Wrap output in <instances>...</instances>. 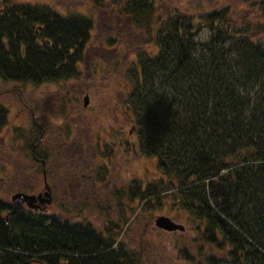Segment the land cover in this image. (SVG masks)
<instances>
[{
  "label": "trees",
  "instance_id": "trees-1",
  "mask_svg": "<svg viewBox=\"0 0 264 264\" xmlns=\"http://www.w3.org/2000/svg\"><path fill=\"white\" fill-rule=\"evenodd\" d=\"M142 1L124 6L133 29L152 25L154 7ZM237 1L246 7L241 14L195 3L155 20L161 22L155 49L141 53L129 92L139 147L160 172L142 199L150 210L164 209L193 228L197 264H264V0ZM64 21L57 30L67 31L68 46L83 45L92 21L72 14ZM20 67H0V76L19 78L23 71L28 78ZM76 227L68 235L53 227V244L66 243L72 253L99 249L94 241L100 237L87 226L81 245L71 232ZM13 232L10 216L2 238L13 240ZM204 247L215 253L203 255ZM5 248L0 264H14L13 245ZM177 253L189 258L182 247ZM120 260L104 252L86 261L70 257L69 264Z\"/></svg>",
  "mask_w": 264,
  "mask_h": 264
},
{
  "label": "flooded vegetation",
  "instance_id": "flooded-vegetation-1",
  "mask_svg": "<svg viewBox=\"0 0 264 264\" xmlns=\"http://www.w3.org/2000/svg\"><path fill=\"white\" fill-rule=\"evenodd\" d=\"M35 2L0 0V67L12 71L11 67L17 69L21 65L20 70H27L29 74L28 78L23 71L19 78L0 76L1 81H12L20 86L17 98H14L18 106L15 115H27L29 123L26 140L20 128H3L6 111L0 101L2 183L8 177L3 163L12 160L4 151H17L12 161V184L0 197V260L9 250L5 246L11 244L14 264H69L70 257L86 261L97 259L104 252L116 253L126 264H136L132 247H128L122 238V230L126 234V228L121 229L120 223L109 218L105 219L104 226H96L84 216L87 212L85 200L100 197L98 179L105 173L97 167L96 157L99 158L101 146L105 145L112 152L116 145L135 155L137 147L140 148L131 98L128 94L125 98H112L105 103L99 98H92L90 102L85 83L90 80L94 84L92 72L102 47L89 45V38L83 45L69 47L67 31L57 30L61 25L66 26L64 18L67 16L60 14L50 1L40 5ZM56 18H60V23ZM87 34L89 36L90 32ZM122 35L117 31V35L112 36L107 30L105 37L110 36L109 39L115 42L113 57L108 63L118 61L116 44L122 43L119 40ZM125 58L126 54L121 56V66L126 64ZM134 73L136 75L135 68ZM25 86L29 87L31 98H20L21 87ZM101 103L103 111L109 109L108 113L114 119L119 115V108L123 107V120L129 123L126 132L124 127L114 128L110 122L112 118L107 127L96 125L89 129L85 123V111L91 110L95 119L101 113ZM102 188L109 193L106 183ZM95 203L100 207L99 201ZM10 216L14 220L13 240H5L2 237L8 230ZM86 226L91 235L100 237L94 241L99 249L90 251L82 247L78 253H72L66 243L54 245L50 238L53 227L61 229L65 235H68L67 229L76 227L71 232L77 231L79 240H83L82 245L88 231ZM184 230L169 233H183ZM43 234L49 237L43 239ZM31 235L39 238H28Z\"/></svg>",
  "mask_w": 264,
  "mask_h": 264
},
{
  "label": "rangeland",
  "instance_id": "rangeland-1",
  "mask_svg": "<svg viewBox=\"0 0 264 264\" xmlns=\"http://www.w3.org/2000/svg\"><path fill=\"white\" fill-rule=\"evenodd\" d=\"M36 1L37 5L44 4L45 1H50L60 14L68 16H85L92 21L89 29V45L102 47L100 57L94 63V84L87 80L85 85L89 90L90 102L92 98H99L101 102L110 101L112 98H125L128 96L135 79L134 68L138 70V62L143 51L155 49L154 37L161 22H154L157 19L162 20L166 15L173 16L182 11L186 5L198 3L201 9H208L212 5L227 6L233 12L241 14L246 9L243 2L237 0H143L142 3H151L154 7L152 16V25L147 24L150 29L142 28L141 26L130 25L131 18L124 13V6L128 0H30ZM131 2H141V0H130ZM126 8V7H125ZM195 8V7H192ZM245 8V9H244ZM244 9V10H243ZM241 16V15H240ZM241 22L243 20H240ZM240 22V23H241ZM107 30L112 33V36L117 35V31L122 35V43H117L118 61L115 63L109 59L113 57L112 47L115 45L111 41L110 36L105 37ZM130 32V33H129ZM202 32L201 37L205 34ZM113 38V37H112ZM88 45V44H87ZM128 46V51L126 48ZM138 47L137 50L135 48ZM107 48V49H103ZM126 54V64L121 66V56ZM144 54V53H143ZM145 55V54H144ZM125 57V56H124ZM108 63V64H107ZM136 63V65H135ZM20 86L12 81L0 80V101L2 102L6 115L4 118L3 128L15 126L20 128L25 140L27 138V121L28 116H16L15 111L18 106L15 103L17 98L18 88ZM86 88V87H85ZM20 90V98H31L29 87H24ZM43 96V95H41ZM125 96V97H124ZM40 98V97H38ZM101 113L92 118L91 110L85 111V123L89 129L95 128L96 125L107 127L110 120L114 128L124 127V132L129 128L128 121L123 120V107L119 108V115L114 119L113 115L109 114L108 110L103 111L101 103ZM104 112V113H103ZM15 115V117H14ZM90 119V120H89ZM128 120V119H127ZM69 121V117L67 119ZM70 123H68V128ZM3 129L0 130L2 137ZM141 148L137 147V155L130 150H123L115 145L114 150L109 152L105 145L99 149V158H97V167L101 173L105 175L98 179V188H100L99 199L85 200V218L95 223L96 226H104L105 219H114L122 228V238L128 247H132V256L137 258L136 264H197L200 259L197 256L195 241V232L193 228L186 226L183 233H169L155 228L152 224V218L156 215H167L174 221L176 219L173 213L161 211L154 207L150 210L146 202L142 199V190L150 185V182L159 178L160 172L157 167L156 159L147 155ZM122 151V152H121ZM17 151H4L6 157L12 160L5 161L4 167L7 178L4 183L0 180V197L3 196L4 190H9L12 182L14 164L13 159ZM1 163V161H0ZM96 164V162H95ZM2 165V164H0ZM0 167V176L2 175ZM100 174V173H99ZM110 180V182H109ZM107 184L106 193L103 190V184ZM88 186V184L86 185ZM111 190V191H110ZM96 201H99L100 207L96 206ZM98 208V209H97ZM171 211H174L172 209ZM120 229V230H121ZM119 231V230H118ZM184 248L189 254V258H183L177 253L179 248ZM202 254L207 256L215 253L208 248H202ZM133 261V259H132Z\"/></svg>",
  "mask_w": 264,
  "mask_h": 264
},
{
  "label": "water",
  "instance_id": "water-1",
  "mask_svg": "<svg viewBox=\"0 0 264 264\" xmlns=\"http://www.w3.org/2000/svg\"><path fill=\"white\" fill-rule=\"evenodd\" d=\"M14 199H15V197L13 198V200ZM109 222H112V221H109ZM153 225L155 227L162 229L164 231H167V232L175 231V230L176 231H182L184 229L182 224L174 222L168 216H165V215L155 216L153 219Z\"/></svg>",
  "mask_w": 264,
  "mask_h": 264
}]
</instances>
